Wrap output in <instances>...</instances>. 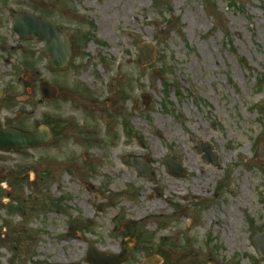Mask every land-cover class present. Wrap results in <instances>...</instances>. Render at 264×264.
<instances>
[{"label": "rangeland", "instance_id": "rangeland-1", "mask_svg": "<svg viewBox=\"0 0 264 264\" xmlns=\"http://www.w3.org/2000/svg\"><path fill=\"white\" fill-rule=\"evenodd\" d=\"M24 12L66 35L65 70L13 33ZM0 90L4 127L53 134L0 152V264H86L88 243L129 249L125 264H264L251 243L264 233V0H0ZM175 154L182 178L162 163Z\"/></svg>", "mask_w": 264, "mask_h": 264}, {"label": "water", "instance_id": "water-1", "mask_svg": "<svg viewBox=\"0 0 264 264\" xmlns=\"http://www.w3.org/2000/svg\"><path fill=\"white\" fill-rule=\"evenodd\" d=\"M13 32H15L20 40L37 39L45 45V54L50 56L48 66L53 70H63L71 60V44L68 43L66 37L57 30L56 26L43 21L36 15L30 13L18 14L13 18ZM138 61L140 65H149L152 60V54H154L152 45L138 47ZM41 95L44 99L50 100L56 96L57 90L50 86L48 83L40 82ZM3 93L0 92V108L3 105ZM50 140V134L45 126H40L36 133H25L21 130L13 128H7L4 130L0 125V151L8 152L11 149H30L40 147L46 144ZM142 146L144 144L142 143ZM259 151L257 158L264 162V145L261 142L259 144ZM199 153H204L203 161L207 164L217 166V160L211 153V148L200 144L197 147ZM178 155L174 157L176 159ZM163 165L168 173L174 177H183V170L180 167V162L176 165L171 164L168 160L163 161ZM123 163L128 166H133L139 177H146L151 180L150 167L143 161L135 158H125ZM253 245L256 248V252L259 258L264 259V234H257L253 240ZM127 257V253L124 255H105L97 252L91 248L86 262L88 264H122Z\"/></svg>", "mask_w": 264, "mask_h": 264}, {"label": "trees", "instance_id": "trees-1", "mask_svg": "<svg viewBox=\"0 0 264 264\" xmlns=\"http://www.w3.org/2000/svg\"><path fill=\"white\" fill-rule=\"evenodd\" d=\"M244 63V61L242 60V64ZM166 86V85H165ZM166 87H168V86H166Z\"/></svg>", "mask_w": 264, "mask_h": 264}]
</instances>
